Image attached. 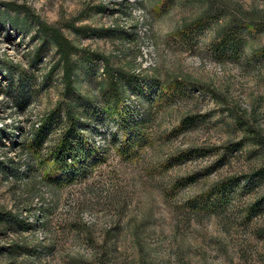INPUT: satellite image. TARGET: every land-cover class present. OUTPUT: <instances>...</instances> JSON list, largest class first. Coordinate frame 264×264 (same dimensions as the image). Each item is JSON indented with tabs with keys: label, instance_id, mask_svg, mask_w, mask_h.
<instances>
[{
	"label": "rangeland",
	"instance_id": "obj_1",
	"mask_svg": "<svg viewBox=\"0 0 264 264\" xmlns=\"http://www.w3.org/2000/svg\"><path fill=\"white\" fill-rule=\"evenodd\" d=\"M5 210L0 264H264V0H0Z\"/></svg>",
	"mask_w": 264,
	"mask_h": 264
},
{
	"label": "trees",
	"instance_id": "obj_2",
	"mask_svg": "<svg viewBox=\"0 0 264 264\" xmlns=\"http://www.w3.org/2000/svg\"><path fill=\"white\" fill-rule=\"evenodd\" d=\"M40 26L42 27L43 31H51L52 36L55 38L56 44L61 54L60 59L64 63L65 77L69 82L71 80L74 68L71 60V53L74 47L73 42L60 27H57L55 25L47 26L46 24H42V22H40ZM42 128L38 129L35 132L36 135L32 138V142L36 146H40L43 143L44 136L40 135L43 132ZM94 147L95 146H90L84 134H82L80 130H77L74 126V123L71 121V124L69 125L67 131L60 138L59 143L57 144L55 150L52 152L51 155L53 158L56 159L58 163L57 166L68 165L69 158L73 159L74 163L77 162L78 164L81 161H84L86 158H88L90 154L97 150ZM82 167L85 166L83 165ZM229 183L230 182L226 181L223 185H221V193H224V189ZM14 218L15 215L12 213V211H0V221L4 220L11 222Z\"/></svg>",
	"mask_w": 264,
	"mask_h": 264
}]
</instances>
